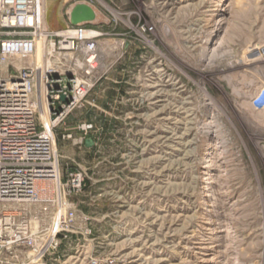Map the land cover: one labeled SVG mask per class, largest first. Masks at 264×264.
Segmentation results:
<instances>
[{"label": "rangeland", "instance_id": "obj_1", "mask_svg": "<svg viewBox=\"0 0 264 264\" xmlns=\"http://www.w3.org/2000/svg\"><path fill=\"white\" fill-rule=\"evenodd\" d=\"M76 1L44 0L50 37L11 70L56 61ZM85 1L101 61L54 140L91 234L60 261L264 264V0Z\"/></svg>", "mask_w": 264, "mask_h": 264}, {"label": "built area", "instance_id": "obj_2", "mask_svg": "<svg viewBox=\"0 0 264 264\" xmlns=\"http://www.w3.org/2000/svg\"><path fill=\"white\" fill-rule=\"evenodd\" d=\"M43 7L44 0H0V264H64L62 243L91 234L87 227L84 232L76 227V194H66L76 179L65 184L60 180L54 131L89 90L95 75L90 78L85 51L93 50L101 58L94 40L98 33L87 24L72 25L74 37L65 35L69 40L59 47L64 52L58 51L56 61L47 59L41 68L40 109L35 96L37 66L13 71L10 60L34 55L50 37ZM89 31L93 36H86ZM73 53L78 56L73 58ZM68 58L72 67L64 69L62 60ZM65 70L73 71L70 77ZM105 259L92 256L87 262Z\"/></svg>", "mask_w": 264, "mask_h": 264}, {"label": "bare ground", "instance_id": "obj_3", "mask_svg": "<svg viewBox=\"0 0 264 264\" xmlns=\"http://www.w3.org/2000/svg\"><path fill=\"white\" fill-rule=\"evenodd\" d=\"M208 3V2H207ZM45 5V4H44ZM168 5V4H167ZM207 6V5H206ZM195 7V6H194ZM216 10V9H215ZM100 17V14L97 12V20H98V18ZM44 27H45V23H44ZM46 29V28H45ZM47 30V29H46ZM213 30L215 31L216 29L215 28H213ZM218 30V29H217ZM214 31H212V32H214ZM165 32H166V34L167 35H169L170 34V32H169V30H168V28L167 27H165ZM205 32V31H204ZM62 34H65V35H69V36H71V37H74V35H75V31L74 30H68V31H63V32H61ZM93 34H94V32H92V31H89V32H86V36H93ZM212 34V33H211ZM216 42V41H215ZM215 42H213V43H215ZM48 44H49V46H53V44L52 43H49L48 42ZM65 46H68L67 44L65 45ZM39 50V49H38ZM78 52V51H77ZM47 53V52H46ZM85 53H87L86 54V56L88 57V62H89V64H90V67L92 68V70H91V74H90V78L91 77H93L94 75H95V71H96V67L98 66V61H100V59H98V57L95 55V52L93 51V50H90V51H88V50H86L85 51ZM203 58V57H202ZM45 62H47V61H45ZM76 64L75 65H77V66H80L81 65V62L79 61V60H76V62H75ZM36 66L38 67L39 66V63H36ZM94 68V69H93ZM41 76H40V74L38 73V75H37V78H36V82H35V93L37 94V96L40 98L41 97V95H40V91H41ZM173 84V83H172ZM174 89H175V87H174ZM179 90V89H178ZM175 97V96H174ZM178 99V98H177ZM184 99V98H183ZM156 102H158V101H156ZM171 106V105H170ZM175 106V105H174ZM175 108V107H174ZM214 108V107H213ZM175 109H177V108H175ZM181 109H183V110H188V109H186V108H184V107H181ZM180 111V110H179ZM187 111H183V113H186ZM162 113V112H161ZM171 114V113H170ZM183 116V115H182ZM264 121V120H263ZM185 124V123H184ZM214 126V125H213ZM187 128V127H186ZM209 129V128H208ZM181 136H183V135H181ZM173 138V137H172ZM183 139V138H182ZM180 144V143H179ZM171 148V147H170ZM207 161V160H206ZM215 163V162H214ZM214 165V164H213ZM165 169V168H164ZM204 261V260H203ZM112 263V260H109V259H105V261L104 262H101V261H97V262H95V263H90L89 262V264H111Z\"/></svg>", "mask_w": 264, "mask_h": 264}, {"label": "water", "instance_id": "obj_4", "mask_svg": "<svg viewBox=\"0 0 264 264\" xmlns=\"http://www.w3.org/2000/svg\"><path fill=\"white\" fill-rule=\"evenodd\" d=\"M66 16L70 25L91 24L97 21V12L89 3L78 0L72 3L66 10Z\"/></svg>", "mask_w": 264, "mask_h": 264}]
</instances>
